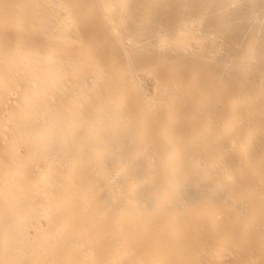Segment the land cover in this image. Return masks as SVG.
<instances>
[{
    "label": "bare ground",
    "instance_id": "obj_1",
    "mask_svg": "<svg viewBox=\"0 0 264 264\" xmlns=\"http://www.w3.org/2000/svg\"><path fill=\"white\" fill-rule=\"evenodd\" d=\"M261 34L264 0H0V264H264Z\"/></svg>",
    "mask_w": 264,
    "mask_h": 264
},
{
    "label": "rangeland",
    "instance_id": "obj_2",
    "mask_svg": "<svg viewBox=\"0 0 264 264\" xmlns=\"http://www.w3.org/2000/svg\"><path fill=\"white\" fill-rule=\"evenodd\" d=\"M163 1H164V0H162V2H163ZM247 36H249V35H246V37H240V38L238 37L237 41H231V45L234 46L235 43H239V40H241V42L246 41ZM258 39H259L260 41L263 40V39H264V34L259 35ZM241 42H240V43H241Z\"/></svg>",
    "mask_w": 264,
    "mask_h": 264
}]
</instances>
